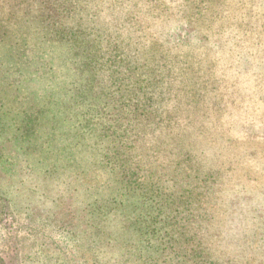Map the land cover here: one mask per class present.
<instances>
[{
	"label": "rangeland",
	"instance_id": "374dc122",
	"mask_svg": "<svg viewBox=\"0 0 264 264\" xmlns=\"http://www.w3.org/2000/svg\"><path fill=\"white\" fill-rule=\"evenodd\" d=\"M96 1L98 33L116 36L112 3ZM137 2L148 71L136 73L157 78L160 115L134 124L140 185L127 194L103 162L123 142L103 134L104 101L87 99L76 55L48 38L38 4L0 0V264H150L124 237L151 205L217 264H264V0Z\"/></svg>",
	"mask_w": 264,
	"mask_h": 264
},
{
	"label": "trees",
	"instance_id": "16d2710c",
	"mask_svg": "<svg viewBox=\"0 0 264 264\" xmlns=\"http://www.w3.org/2000/svg\"><path fill=\"white\" fill-rule=\"evenodd\" d=\"M28 1L40 6L43 25L47 31L51 29L48 38L68 44L76 55L74 65L82 75H86L83 90L87 92V99L93 103L97 98L104 101L101 110L97 112L104 120L103 134L111 138V141L123 142V145L120 148L106 145L103 162L107 161L110 168L116 171L113 181L119 189H126L124 192L127 194L138 193L140 176L131 162V155L127 152L130 146L127 145L136 135L134 124L150 120L153 115L159 116L160 113L151 108L152 99L148 96L155 88L154 81L157 78L147 80L136 73L141 69L140 66L144 69L148 66L146 58L139 63L147 51L145 45L139 46L143 48L140 52L138 47L135 48L140 43L137 37L140 31L134 27L140 15L132 9L137 5V0H108L112 3L110 8L114 14L111 18L113 28L118 26L117 31L120 30L116 36L107 33L106 28H103L105 32L98 33L97 30L103 27L100 17L104 6L96 0ZM121 33L133 43L132 47H127L130 42H126L124 37L123 40L119 39ZM161 198L164 196L161 195ZM107 202V210L113 211L115 206L112 201ZM95 210L99 212L98 215L105 214L104 208L97 207ZM148 210L144 218L136 215L129 220L127 230L130 237H124L140 240L138 247L141 248V258L145 262L171 264L174 259L179 264H217L211 258L213 255L205 240L198 238L197 233L188 229V225H182L179 218L171 223L169 215L163 216L166 210L161 205H151ZM94 231H102L106 235L102 237L104 241L112 237L99 224L94 225ZM157 251L159 254L155 256Z\"/></svg>",
	"mask_w": 264,
	"mask_h": 264
}]
</instances>
